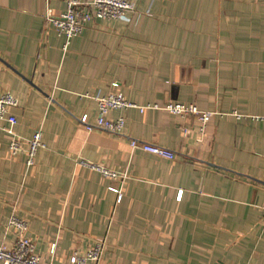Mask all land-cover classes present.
Masks as SVG:
<instances>
[{
    "label": "crops",
    "instance_id": "obj_1",
    "mask_svg": "<svg viewBox=\"0 0 264 264\" xmlns=\"http://www.w3.org/2000/svg\"><path fill=\"white\" fill-rule=\"evenodd\" d=\"M66 7L0 0V87L19 101L13 133L0 122V244L14 246L15 214L48 264H71L100 238L99 264H264V0H136L129 20L93 18L69 44L46 20ZM119 92L214 115L201 132L196 115L113 109L123 133L88 132L81 117L94 122L97 99ZM37 130L46 147L28 166Z\"/></svg>",
    "mask_w": 264,
    "mask_h": 264
},
{
    "label": "built area",
    "instance_id": "obj_2",
    "mask_svg": "<svg viewBox=\"0 0 264 264\" xmlns=\"http://www.w3.org/2000/svg\"><path fill=\"white\" fill-rule=\"evenodd\" d=\"M136 0H89L87 2L81 0H67L65 11L56 12L54 9L48 8L46 20L52 24L58 33L66 37L67 44L71 39L78 36L88 23L93 18L107 20H129L130 13L135 10ZM99 114L94 122L88 121V116L81 117V122L85 125L88 132L95 130L106 131L115 134L123 133L126 126V119L123 116L117 119L109 118L108 114L113 109H129L137 108L140 112H145L149 108L164 109L176 115H196L201 123L200 131L204 128L212 115L210 111H200L197 106L178 102H170L166 105L148 104L140 106L130 101L121 92L110 93L106 96L97 99ZM19 101L10 92L3 90L0 87V122L7 121L10 126V133H13V127L18 122L15 115L9 113L10 108L18 106ZM190 130L185 128L184 136L189 135ZM132 149H139L166 159H174L175 153L162 146L151 144L145 141L133 139L130 141ZM46 143L43 141V133L37 130L31 139H29L28 159L27 164L31 166L35 162V157L38 150L45 148ZM12 153L16 154L21 150V144L17 137L13 138L10 143ZM78 163L96 171L106 178L121 179V175L107 167L106 165L94 163L85 159H79ZM111 189L119 194V199L122 195L120 189L111 187ZM182 191L179 193L180 198ZM9 227L14 229L17 238L12 248L4 244H0V264H48L42 259L38 253L35 242L27 235L29 224L25 219L17 215H12L9 218ZM264 226V216H263ZM55 245L51 248L54 253ZM106 253V241L104 238L98 239L94 246L85 253L75 251L70 258L71 264H99Z\"/></svg>",
    "mask_w": 264,
    "mask_h": 264
}]
</instances>
